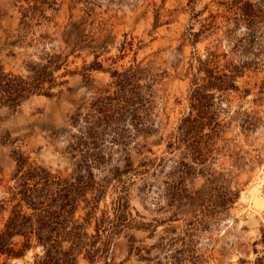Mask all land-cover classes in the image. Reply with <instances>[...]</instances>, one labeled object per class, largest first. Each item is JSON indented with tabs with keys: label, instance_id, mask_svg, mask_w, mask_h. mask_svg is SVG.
Segmentation results:
<instances>
[{
	"label": "rangeland",
	"instance_id": "374dc122",
	"mask_svg": "<svg viewBox=\"0 0 264 264\" xmlns=\"http://www.w3.org/2000/svg\"><path fill=\"white\" fill-rule=\"evenodd\" d=\"M228 1L56 0L57 11H46L48 17L53 16L52 22L46 29H36L34 38H55L44 51L63 54L66 66L59 74H76L63 78L66 84L53 97L34 96L15 110L0 108V180L6 181L15 170L14 150L48 170L70 173L72 165L65 150L68 134L73 133L70 117L77 110L81 117L90 108L101 110L114 98L110 74L86 71L87 66L97 61L105 70L124 72L140 65L145 70L140 91L151 110L148 130L132 137L127 149L115 157L131 155L135 161L156 165L166 159L162 166L135 170L138 175L128 181L130 211L143 229L126 231L116 240L114 264H148L129 254L132 244L147 250L164 246L184 232L191 236L190 249L197 264H244L255 260V250L264 255L260 243L264 231V65L247 71L238 80L239 91L224 96L221 104L216 94L217 122L228 128L214 147L210 170H175L181 156L165 149L167 135L188 113L191 76L186 73L192 53L202 54L220 40L219 53H227V61L252 57L242 53L245 46L234 52L246 30H233V17L222 5ZM12 3L0 0V61L7 72L25 75L27 64L38 62L44 51L28 46L29 40L10 45L19 22ZM228 22L233 30L230 39L226 37ZM200 31L198 39L191 40H197L194 46L184 42L190 32ZM93 172L100 177L98 170ZM179 189L185 191V198L177 204L172 193ZM115 196L110 187L100 209ZM39 251L11 263L28 264ZM159 253L153 250L150 258Z\"/></svg>",
	"mask_w": 264,
	"mask_h": 264
},
{
	"label": "trees",
	"instance_id": "16d2710c",
	"mask_svg": "<svg viewBox=\"0 0 264 264\" xmlns=\"http://www.w3.org/2000/svg\"><path fill=\"white\" fill-rule=\"evenodd\" d=\"M12 5L18 11L19 22L11 46L29 40L28 46L42 47L44 51L47 44L55 41L48 35H40L37 41L34 35L36 29L49 27L53 16L48 17L46 11H57L56 0H13ZM222 5L224 12L233 17V30L242 27L246 30L242 40L245 45L236 43L234 52L245 46L242 53L252 57L227 61L228 54L219 53L220 40L202 54L192 53L186 73L191 76L188 113L165 142L166 153L179 152L181 156L175 170H210L214 147L228 128L227 124L217 122L216 94L221 104L224 96L239 91L238 80L247 71L264 65V0H229ZM228 25L229 22L225 26L226 37L230 39L233 30ZM201 33L190 32L184 42L194 46L197 40L191 41L192 38L198 39ZM62 56L44 51L38 62L27 64L25 75L7 72L0 61V108L15 110L34 96L53 97L54 91L66 84L62 79L76 74L69 71L59 74L66 66ZM86 71L109 73L114 98L104 103L101 110L90 108L84 117L77 110L70 117L73 133L69 132L65 149L72 165L70 173L48 170L31 162L21 151H11L15 170L6 181L0 180V264H12L13 260L38 249L28 264H114L116 240L126 231L143 229L131 214L127 185L138 175L135 170L141 167L150 170L156 163L135 161L131 155L119 158L115 155L127 149L132 137L148 130L151 110L140 91L145 70L137 65L124 72L108 71L95 61ZM165 159L161 158L156 166H162ZM93 170H98L100 177ZM110 187L116 196L100 209ZM184 193L181 189L174 191L172 201L180 204ZM152 233L154 230L151 236ZM190 237L184 232L164 246L157 244L147 250L132 244L129 254L148 264H197L190 249L193 244ZM129 239L134 242L133 237ZM260 243L264 246V231ZM153 250L160 253L150 258ZM255 254L253 262L243 263L264 264V255L256 250Z\"/></svg>",
	"mask_w": 264,
	"mask_h": 264
},
{
	"label": "bare ground",
	"instance_id": "6f19581e",
	"mask_svg": "<svg viewBox=\"0 0 264 264\" xmlns=\"http://www.w3.org/2000/svg\"><path fill=\"white\" fill-rule=\"evenodd\" d=\"M257 204H259V206H260V205L262 206V204H260L258 200H257Z\"/></svg>",
	"mask_w": 264,
	"mask_h": 264
}]
</instances>
